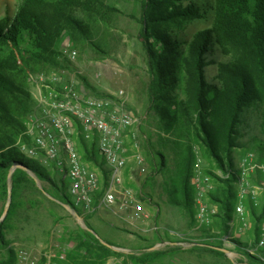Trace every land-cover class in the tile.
Returning a JSON list of instances; mask_svg holds the SVG:
<instances>
[{"label":"trees","instance_id":"1","mask_svg":"<svg viewBox=\"0 0 264 264\" xmlns=\"http://www.w3.org/2000/svg\"><path fill=\"white\" fill-rule=\"evenodd\" d=\"M138 1L140 37L150 77L149 110L157 117L159 127L166 131L160 135V148L166 150L167 144L176 147L180 172L177 193L191 201L189 179L194 146L200 145L206 158L221 172L209 171L219 180L217 191L211 195L222 204L223 219L230 218L235 179L232 151L238 145L241 114L250 105L261 106L259 148L264 151V0H213L210 27L196 32L187 44L176 33L202 16L198 5L191 0L187 4L183 0ZM116 11L105 0H21L12 17L0 19V199L7 198L9 171L14 167L10 177L12 201L6 217L0 221V245L6 244L3 233L20 188L34 182L29 172L39 179H48L58 189L57 182L48 177L45 169L26 158L16 144L34 103L28 75L54 67H69L68 59L58 58L62 54L59 46L64 35L75 44L91 42L90 20L104 21ZM211 64L216 67L210 79L205 70ZM81 79L85 82L83 76ZM93 142L96 151V142ZM79 151L84 159L91 161V152L84 140L79 141ZM144 152L150 166L145 177L148 180L162 169L166 158L150 140H145ZM145 185L144 181L138 188L142 200L147 199L142 192ZM62 195L56 197L84 215L64 190ZM172 202L181 204L179 199ZM263 215L264 208L256 218V229ZM79 230V242L70 252V259L81 264H100L116 253L90 230L81 227ZM207 244L224 247L222 242ZM237 244L243 249L249 243L237 241ZM159 253L155 250L142 256L128 254V257L147 263ZM245 253L254 261L252 264H264L260 257ZM261 253L264 255V249Z\"/></svg>","mask_w":264,"mask_h":264},{"label":"rangeland","instance_id":"2","mask_svg":"<svg viewBox=\"0 0 264 264\" xmlns=\"http://www.w3.org/2000/svg\"><path fill=\"white\" fill-rule=\"evenodd\" d=\"M105 1L117 8V11L104 21L96 18L90 20L91 42L75 44L64 35L59 46L62 54L58 58L68 59L71 71H77L80 78L83 76L85 82L82 80L79 89L84 93L93 96L114 95L119 90H123L129 108L139 118L138 125L133 129L135 136H132V132L128 133L124 142L128 161L123 169V184L132 188L140 199L138 188L145 181L146 185L142 192L146 194L147 199L140 200L149 215L144 224L137 227L114 216L107 209H99L91 215H81L84 222L89 223L98 236L120 248H113L116 253L100 264H252L254 261L241 249L237 241L247 244L255 239L256 218L263 212V204L255 206L249 200L245 201L246 210L249 213V227L241 231L237 224L235 228L230 229L228 225L230 218L224 217L223 219L222 204L214 200L211 195L217 191L219 180L209 171L212 170L217 174L221 172L213 166L211 160L206 158L200 145L195 144L193 163L196 157L200 156L204 170L211 175L215 184V189L208 194L206 200L209 208L215 209V212L211 213L207 222L200 224L196 220L197 206L194 188L189 179L192 187L190 202L182 199L177 193L180 172L176 147L167 144L169 146L166 150L160 148V135H164L166 131L159 127L157 117L153 111L149 110L147 91L150 77L147 56L140 37V3L138 0ZM191 1L200 7L202 16L192 20L183 30L176 33V37L186 44L196 32L210 27L212 22L213 0ZM188 2L189 0H183L184 4ZM20 3L21 0H0V19L12 17ZM76 14L81 15L80 12ZM71 48L77 51V56L73 60L68 58V51ZM212 66V64L209 65V69L205 70V75L210 79L216 67ZM261 137V106L250 105L241 114L237 135L238 145L232 151L234 166L239 165L241 156L247 151H253L259 159H264V151L259 148ZM145 140H150L156 149L165 154L166 158L162 169L150 176L148 180H145V177L150 166L144 152ZM93 141H85L91 152V161L84 159L83 155L82 157L93 169L97 170L101 184H104L105 163L100 153L95 151ZM136 154L143 157L146 166V172L143 174H140L135 166L134 155ZM33 160L43 167L38 160ZM43 168L48 177L57 182L59 191L48 179H39L33 172H29L34 182L24 184L20 188L15 207L4 229L6 244L0 245V259L10 256L11 260H0V262L15 264L21 252L26 253L33 260H44V252L52 248V253L55 255L51 260L59 264H81L77 260L70 259L69 254L78 245L79 228H85L78 223L71 212L60 204L58 201L60 199L57 198L63 197V190L67 192L69 179L65 178V184H63L61 176L54 169ZM8 196L9 193L7 198L0 199V218L5 210ZM174 199H179L181 204L173 203ZM235 202L236 192L234 190L233 206ZM9 208L10 205L8 210ZM232 214L233 211L230 213L231 217ZM118 215L130 217L129 211L126 210L119 211ZM142 226L145 228L154 226L155 228L143 231L140 229ZM177 234L184 235L185 244H174L179 241ZM222 235H229L233 243L226 246L231 251L230 255L217 254L208 249L213 245H208L207 242L212 244L220 242L208 239V237ZM55 243H58V246H55ZM82 250L81 253L84 252ZM155 250L160 251L159 255L147 263L128 257V254L142 256Z\"/></svg>","mask_w":264,"mask_h":264},{"label":"built area","instance_id":"3","mask_svg":"<svg viewBox=\"0 0 264 264\" xmlns=\"http://www.w3.org/2000/svg\"><path fill=\"white\" fill-rule=\"evenodd\" d=\"M77 51L71 48L68 58L75 59ZM28 81L33 96V108L27 114L25 128L17 139V146L22 154L36 159L43 167L54 169L65 184L69 179L67 195L69 200L84 215L107 209L118 214L130 209L131 222L148 218V211L136 192L123 184V169L128 155L124 142L128 133L138 125L139 118L129 108L123 90L114 95H90L79 89L82 82L77 71L70 67H54L46 71L30 72ZM96 142L97 152L102 156L105 182L101 184L97 170L85 161L79 151V141ZM138 172H146L143 157L134 155ZM234 190L236 202L233 214L228 221L229 228L243 231L249 227V213L245 201L255 206L264 203V159H259L255 152L247 151L241 156L238 166H234ZM228 176V174H227ZM190 183L194 188L196 201V220L207 222L215 209L207 203L208 194L215 189L210 174L204 170L202 158L196 157ZM148 226L146 230L154 229ZM179 241L185 244L184 235L177 234ZM222 242L223 246L233 244L229 235L208 237ZM58 246V243H55ZM264 249V215L257 223L255 239L243 250L260 257ZM53 249L44 252V260H33L26 253L19 254L15 264H59L51 260Z\"/></svg>","mask_w":264,"mask_h":264},{"label":"water","instance_id":"4","mask_svg":"<svg viewBox=\"0 0 264 264\" xmlns=\"http://www.w3.org/2000/svg\"><path fill=\"white\" fill-rule=\"evenodd\" d=\"M14 170V167H12L9 171V177H8V185H9V196H8V199H7V203H6V207H5V210L3 212V215L2 217L0 218V221L3 219V217L6 215L7 213V210H8V207L10 205V202H11V185H10V176H11V173L12 171ZM60 202L61 205H63L69 212H71V214H73L75 216V218L77 219L78 223L85 229L87 230H90L99 240L101 243H103L104 245L106 246H109L111 248H114V249H120L119 247H116L114 246L113 244L109 243L108 241L104 240L103 238H101L100 236H98V234L93 230L91 229L83 220V218L81 217V215H79L77 213V211L72 207L70 206L67 202H63L61 200H58ZM213 249H216V250H219L225 254H228L230 255L231 254V251L226 248V247H221V246H212Z\"/></svg>","mask_w":264,"mask_h":264},{"label":"crops","instance_id":"5","mask_svg":"<svg viewBox=\"0 0 264 264\" xmlns=\"http://www.w3.org/2000/svg\"><path fill=\"white\" fill-rule=\"evenodd\" d=\"M126 211H129V213L131 212L130 209H127ZM90 215H91V214H90ZM113 215L116 216V217H118V218H120V219L123 220V221H127V222H129V223H131V224H134L136 227H137L138 225L144 224V222L146 221V220L139 219V220H136V221H134V222H131L129 219H127V217H122V216H120V215H118V214H115V213H113ZM139 221H140V222H139ZM146 225H147V224L145 223V226H146ZM145 226H142L140 229L143 230V231H148V230H146L148 227L145 228ZM174 244H175V243H174Z\"/></svg>","mask_w":264,"mask_h":264}]
</instances>
